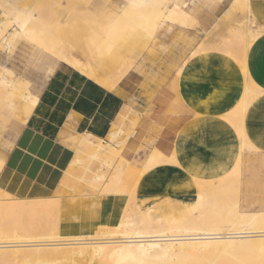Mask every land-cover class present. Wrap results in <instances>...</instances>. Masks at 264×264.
<instances>
[{"label": "crops", "instance_id": "obj_1", "mask_svg": "<svg viewBox=\"0 0 264 264\" xmlns=\"http://www.w3.org/2000/svg\"><path fill=\"white\" fill-rule=\"evenodd\" d=\"M186 1L183 8L189 12L187 25L162 21L157 28L158 31L164 26L167 29L176 26L188 30L190 38L195 40L194 46L200 42L205 46L195 58L189 57L193 50L180 64L185 62L180 76L177 70L174 74L162 75L160 68L148 72L144 71L142 64L135 65L120 80L117 90H109L88 78L69 60L59 59L63 57L53 53L60 62L52 71L48 70L49 75L37 94L29 89L35 97V103L26 122L14 119L12 129L17 132L12 141H3L0 131V146L6 150L0 159L7 165L0 171L1 191L18 199L52 198L64 170L73 158L72 140L80 136L82 146L87 140L106 139L125 105L140 115L132 134L126 139L123 156L137 161L140 166L155 149L172 161L155 169H147L141 175L136 188L139 201L144 203L167 197L182 202L190 201L197 193L196 179L204 177L205 180H215L232 165L240 152L236 133L228 127L219 134L213 131L220 123L222 114L230 112L241 97L245 82L238 62L215 47L219 39L229 33L226 17L230 15H225L233 9L230 7L233 0ZM247 2L250 11L247 12L240 3V8L243 7L239 11L238 5L236 9L234 7L236 14L234 16L231 11L233 15L230 17L236 19L237 23L243 21L245 27L252 19L255 26L264 28V0ZM102 18V14H97V22L91 25L101 38L108 30L100 24ZM232 19L228 21L235 25L236 21ZM258 33V37L248 47L246 64L250 79L264 89V30ZM140 49L129 53L136 57ZM137 68H140L142 75L136 72ZM144 74L149 80L147 88L139 84L144 81ZM154 74L157 79L165 78L164 81L154 84L151 79ZM147 92H151L149 98ZM249 110L243 127L247 140L257 148V153L247 159L244 155L242 168L250 161L253 166L258 164L260 156H264V101L253 103ZM241 182V206L246 207L247 211L264 210V177L250 176L242 170ZM120 199L119 196L111 195L100 201L95 214L96 221L115 222L116 217H112L111 209L123 203V199ZM113 200L114 204L111 203ZM252 206L254 209H251Z\"/></svg>", "mask_w": 264, "mask_h": 264}, {"label": "bare ground", "instance_id": "obj_2", "mask_svg": "<svg viewBox=\"0 0 264 264\" xmlns=\"http://www.w3.org/2000/svg\"><path fill=\"white\" fill-rule=\"evenodd\" d=\"M164 1L161 0L160 4L155 5L154 0H124V3L119 6L104 5L101 14L106 20L102 18L100 24L106 26L108 30L105 36H102L103 40L99 44L91 40L93 42L92 45L96 47L91 53V59L87 57L84 61L69 57L68 60L80 67L79 69L88 78L101 86L109 90H117L120 80L134 67L133 62H135L134 59L136 57L129 52L136 51L140 46H144V42L153 37L160 22L188 24L189 12L183 8L187 3L186 0H173L166 11L162 6ZM248 2L247 0H233L230 6L233 9L227 11V15L224 14L225 17L228 15L232 16L231 11L234 10V7L236 9L237 5L239 6L237 11L243 6L247 12L250 11L251 7L247 4ZM240 3L243 5L241 8ZM4 5H7V2ZM47 7L45 5L41 8L46 9ZM148 7L150 9L155 7L157 10L155 16L151 17V14H148L150 18L147 19L148 24L144 27V22H146L144 14ZM3 8L5 9L2 10L0 17V48L2 49L8 46L13 47L12 45L19 40H24L35 45H43L42 48L45 46V51L47 48L50 51L54 48L53 42H56L54 40L58 39L57 36L60 32L65 30L66 26L69 27V24L64 25L61 23L60 19L64 14L58 13L50 22L42 23L33 16L30 10L18 9V11L14 7L11 8V11H8L6 6ZM7 8H10V6ZM13 9H16L18 13H15ZM9 12H14L15 15L11 17ZM65 12H68V15L65 13L64 18L71 16L68 10ZM235 14L234 12V16ZM230 16L226 17L229 23H226V28L230 33L225 37H221L222 41L219 39V43L222 42L224 45H229L231 43L229 38L238 33L239 30L241 31L246 25L243 21L237 23L236 19L233 20ZM230 19L236 21L237 24L233 25L234 22L232 21L230 23L228 21ZM134 20L140 22L142 32L133 33L131 42L124 43L121 41V43L117 39V33L127 32ZM234 29H236V32L233 31ZM258 34V32L254 31L244 40L235 43V46L236 44L239 46L231 52L233 56L239 55L242 58L240 67L243 73L242 77L245 79L244 87L242 88L243 92L230 112L224 115L221 113V121L213 132L219 134L218 132L227 127L234 130L236 139L240 142V152L232 165L224 172H220L221 176L219 178L215 180H205L204 177V180L196 179L197 194L192 200L187 202H175L174 200L173 203L169 199H163L157 203L149 201L146 204V201L143 203L138 200L136 205L133 203L135 205L134 212L125 214L116 223L117 227L121 228L120 230L118 229L119 231L116 230L118 235H111L110 231L108 232L109 235L98 238L86 232L89 224H85L86 226H84L87 228L85 229L83 226L81 232L70 233L66 229H61L60 226L55 227L52 225L53 227L48 226L39 229L35 233L22 231L12 238L8 237L7 228L13 224L21 225L22 216L19 217L16 211L19 210L22 199L10 197V194L0 190V264H7L10 260L12 264H16V259H19L20 262L21 260L24 261V263L19 264H66L64 263L65 261L67 264H76L85 259L86 261L97 260L96 264H264V210H241L239 208L240 195L238 196L240 186H237L239 185L237 184L235 188H232L233 181L229 180L232 177H237L238 179L241 176L242 157L248 152L257 151V148L247 140L243 125L245 115L250 112V106L258 101H264V89L250 79L246 64L248 47L258 37ZM220 45L225 47L222 44ZM216 46L218 48V45ZM233 47L230 48L233 49ZM55 50L56 48L52 50L53 53H55ZM212 50L216 49L213 48ZM199 52L195 50L189 57L195 58ZM104 59L110 64V69L107 71L101 69L99 65V62ZM184 63L183 65H185ZM183 65L177 69V75ZM154 77L157 78V75L154 74ZM164 79L162 77L157 80L162 83ZM139 84L140 87H148V82L145 80L140 81ZM34 103L35 97L32 96L27 82L19 77H13L12 71L8 68L0 67V113L15 116L14 111L18 110L21 105L23 118L20 122H26L32 112ZM127 111L128 107L125 105L122 113L118 115L112 124L105 140L101 138L97 142L87 140L82 146L80 136L72 140L71 147L74 150V155L54 190L56 195H61L70 188L73 191H81L86 185L89 188H99L100 185V188H102L101 192L109 196L116 194V196L127 199V194L130 191V200L135 201V190L128 189V191L127 188L121 187L118 184V180L115 182L110 180L112 182H109L110 178L119 179L133 171L130 160L121 155L122 148L119 149L113 144L114 138L119 134L115 124L124 120ZM0 122L5 124L8 122V118H0ZM226 132L224 133L226 134ZM81 147H86V151L83 154L80 153ZM168 161H171V158L164 157L161 152L159 153L154 149L146 158L143 171L155 169ZM6 167V162L0 159V171ZM111 168H113V171L108 179L106 178V171L109 172ZM87 173L90 180L85 178ZM139 174L142 175V173ZM227 183L233 189L232 191L236 193L230 195L232 199L228 194L229 190L227 189L230 187L229 185L228 187L226 186ZM124 199L123 202L127 201ZM52 200L50 198L48 200L46 198L35 199L37 203L39 202V206H50ZM251 209H254V207ZM228 210L234 212L233 225L235 228L226 230L224 228L226 224L222 222L221 218ZM92 214L95 215V213ZM57 223L60 224L59 221ZM112 230L115 232L114 229ZM107 260L110 262L107 263Z\"/></svg>", "mask_w": 264, "mask_h": 264}, {"label": "rangeland", "instance_id": "obj_3", "mask_svg": "<svg viewBox=\"0 0 264 264\" xmlns=\"http://www.w3.org/2000/svg\"><path fill=\"white\" fill-rule=\"evenodd\" d=\"M160 1L161 0H154V4L155 5L160 4ZM172 1L173 0L164 1L162 6L165 11L168 10V8L171 6L170 4ZM6 2H7V5H4ZM123 3H124V0H0V17H1L2 10L5 9L3 8L4 6H6V9L8 11H11V8L16 7L17 10L18 9L19 10H30L33 16L38 21L42 23H47V22H50L52 19H54L58 13L61 15L62 14L65 15V13L67 14L68 12H65V11L68 10L71 16L64 18V15H62L60 20H61V23L64 25L69 24V27L66 26L65 30L60 32V34L57 36L58 39L56 38L57 40H54L57 43L53 42L54 44L53 49L56 48L55 53L58 56L63 57L59 59L68 61L69 57H74L77 60L78 59L86 60L87 57L88 59H91L90 57L91 53L96 48L94 45H92L93 44L92 41H94L96 44H99L103 40L102 38L97 36L98 34L94 32L91 28V25L94 22H97L96 21L97 14H101V10L106 4L111 5V6H119ZM45 5L48 6L46 9L41 8V7H44ZM9 6L10 8H7ZM16 9L15 10L13 9V10L15 13H18L19 10L17 11ZM156 10L157 9L155 7L154 8L152 7L151 9L150 7H148L146 9V13L144 14V19H146V22H144V27L147 26L148 24L147 19L150 18L148 14L150 13L151 17L155 16ZM14 12H9L11 17L15 15ZM103 19L106 20V18L104 17ZM245 30L247 32H250L252 30L251 33H253L254 31L261 32L264 30V28L261 27L259 29V27L255 26V24L253 23V20L250 19L248 26L245 27ZM245 30L244 29L241 30L244 33L239 30L238 33H235L234 36L229 38L231 42L229 45L227 44L224 45V43L222 42L217 44L218 48H220L221 50H223L224 52L232 56L238 62L239 65H241L242 63V58L239 55L233 56L231 52L234 51V48L236 49L237 46H239L237 44L235 46V43L241 40H244L251 34V33H247ZM233 31L236 32V29H234ZM141 32L142 31L140 29V22H138L137 20H134V22L130 24V27L127 32L117 33V36H118L117 39L118 41L120 42L123 41L124 43L131 42L133 39L131 37L132 34L141 33ZM194 41H195L194 39L190 38L188 30H183L182 28H179L176 26H173L172 28L167 29V27L164 26L163 28L159 29L155 33L154 38L147 39L144 42L145 45L143 47L140 46L139 48H137L138 51L140 48L141 49H140V52L136 55V59H134L136 60L135 62H133L134 66L135 65L140 66L142 64V66H144L145 68L144 71L151 72V71H156V69L160 68V72L162 75L170 74V73L174 74L177 68L189 56V54L193 50H196L198 47H201L202 42H200L197 46H194L193 45ZM220 44H222V46L224 45L225 47H221ZM12 46L13 47L8 46L2 49V51H0V67L4 66L8 68L10 71H12L13 77H19L21 79H24V81L27 82L28 87L31 90V92L33 94H37L43 81L49 75L47 73L48 70L51 69L52 71L55 65L58 62H60L59 60L55 59V58H58V56L53 54V51H52L53 49L49 51L47 48V50L45 51L46 49L45 46H44L45 48L44 49L42 48L43 45L42 46L37 45V44L35 45L34 43L32 44V42L27 43V42H24L23 40L22 41L19 40L18 43L13 44ZM228 47L229 48L233 47V49L231 48L229 49ZM204 48L205 46H202L198 51L204 50ZM68 62L70 63V61ZM99 65L101 69H104L106 71L110 69V64L106 59H104L103 61L101 60L99 62ZM136 72H138L139 74H142L140 68L139 69L137 68ZM147 79L148 78L144 74V80L149 82V80ZM151 79L154 84L159 82L157 78L154 77V75H151ZM142 88H144V86H142ZM138 90H140L139 87H138ZM150 95H151V92L146 93V96L148 98L150 97ZM126 106L128 107V111L125 114L124 120L121 123L115 124L117 126V129L119 130V134L114 138V141H113L114 146L118 147L119 149L122 148L121 149L122 156H123V150L125 147L124 142H126V139L132 134L139 120V115H140L135 110H133L129 105H126ZM14 113H15V116L13 115L8 116V114L6 113H0V118H4V119L8 118L7 123L4 124L0 122V131H1V137L3 141H7L8 139L12 141L13 138L15 137V134L17 131L12 129L13 127L12 124L15 121L14 119L21 121V119L23 118V114L21 111V105L19 106L18 110L14 111ZM98 140L99 139H92L91 141L97 142ZM5 151L6 150L0 146L1 156L5 153ZM85 151H86V147L80 148V153L83 154ZM254 153H257V152L252 151V152L246 153L245 158L246 159L250 158V155H253ZM260 158L261 160L258 163V166H256L257 164L253 166L250 163L251 161L246 163V166L242 168L243 173H246L250 176H255L257 178L264 177V156H260ZM130 162H131V166L133 167V171L132 173L125 174V176H122V178L120 177L119 179H115V178L109 179V176L113 171V168H111L109 172L106 171V178L109 179V182H112V181L115 182L116 180H118V184L121 187L127 188V190L128 189L132 191L135 190V201L130 200L131 195H129L130 191L128 190L129 191L128 194L126 193L128 197V198L126 197L127 199L120 197L121 199H124L127 201L121 203V205H119L118 207L112 206L113 208L111 209V213L113 215L112 217H116L115 222L98 223L96 221L95 215L92 213L96 214V211L98 210L100 206V201L106 200V198L109 195L101 192L102 188H100L101 187L100 185H99V188H93V187L89 188L86 185V187L84 189H81V191L80 190L73 191L70 188V189H67V191H64L63 194L61 195H56L54 193L53 197L50 198L51 200L53 199L51 202L52 204L50 206L48 205L43 206L41 204H40L41 206H39L38 204L39 202L37 203L36 202L37 200L35 201V199H22V202L19 206V210L16 211L19 217L22 216L21 225L13 224L9 228H7L6 229L7 232L6 231L5 232L7 233L8 237L12 238L22 231H28L31 233H35L39 229H42L48 226L50 227L60 226L61 229H66L70 231V233H73V232H81L82 227L85 224L86 225L89 224L87 226L88 228L85 227L86 225L84 226V228L85 229L87 228L86 232L92 234L94 237L98 238V237L109 235L108 232L110 231H111L110 232L111 235H118L116 234L117 232L116 230H118L119 228L117 227L116 223L119 222L125 214L127 215V214H131L134 212L133 211L134 206L136 205L138 201V199L136 198V188H137L138 181L141 177L139 173H142V174L144 173L143 171L144 163L139 166V163L137 161L130 160ZM259 164H260V167H259ZM85 178L90 180L88 173L86 174ZM235 179H236V183H235ZM229 180L231 182L233 181L231 185L232 188H235V186L239 184L237 185V186H240V191L238 193V196L240 195L241 197L243 195L242 189H241L242 188L241 176H239L238 179L237 177H232ZM228 183L226 185L227 187L230 184ZM230 188L227 190L232 191L233 189L232 188L230 189ZM229 191H228L229 197L232 199V196L230 195L236 194V193H234V191L232 192H229ZM10 197H13V196L10 195ZM56 198L58 199L56 200ZM39 199H44V198H39ZM163 199H169L173 201L174 203L173 199H170V198H163ZM163 199H155V200H150V201L151 202L154 201L155 203H157L158 201L163 200ZM46 200H48V198H46ZM176 201H180V200H175V202ZM111 203L114 204L115 201L113 200V202L111 201ZM133 203H135V205ZM148 203L149 201L148 202L146 201V204ZM241 204L242 203L240 199L239 208L241 210H246L247 208L246 207L244 208L243 206H241ZM221 219H222V222L226 224L224 225L225 226L224 228L226 230L229 228H235V226L233 225V222H234V212L233 211L228 210L222 216ZM57 221H59L60 224H58ZM112 229H114L115 232ZM83 230H82V234H83ZM16 261H17L16 264L24 263V261L22 260L20 262L19 259L18 260L16 259ZM58 261H60V259H58ZM87 261L85 259L76 264H80V263L81 264H90V263L96 264L98 262L97 260H94V261L89 260L88 262ZM11 262L12 261L10 260V262L8 263H11ZM106 262L109 263L110 261L108 262L107 260ZM64 263L67 264L66 261Z\"/></svg>", "mask_w": 264, "mask_h": 264}]
</instances>
